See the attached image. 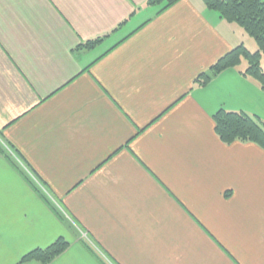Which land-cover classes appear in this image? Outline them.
<instances>
[{
	"label": "crops",
	"instance_id": "0c3cea01",
	"mask_svg": "<svg viewBox=\"0 0 264 264\" xmlns=\"http://www.w3.org/2000/svg\"><path fill=\"white\" fill-rule=\"evenodd\" d=\"M162 7L0 0V264L58 238L47 264H264V148L213 119L264 120V87L245 60L195 81L252 40L203 0Z\"/></svg>",
	"mask_w": 264,
	"mask_h": 264
},
{
	"label": "trees",
	"instance_id": "16d2710c",
	"mask_svg": "<svg viewBox=\"0 0 264 264\" xmlns=\"http://www.w3.org/2000/svg\"><path fill=\"white\" fill-rule=\"evenodd\" d=\"M147 1L149 4H162L163 7H167L178 0ZM203 2L207 8L217 12L227 22L238 24L254 39L257 49L251 51L243 44L235 46L219 57L208 70L201 72L195 81L205 84L223 70L237 67L242 60H245L247 65L243 74L257 80L264 87V67L260 63L264 53V0H203ZM97 41L89 40L80 46L89 48ZM213 119L215 132L224 143L240 140L253 142L264 148V120L259 116L243 111L220 109L214 113ZM6 157L22 174H25L18 164H15L9 156ZM23 176L27 178V175ZM67 247L68 242L63 238H58L45 248H35L29 251L22 257L21 262L35 260L41 264H47Z\"/></svg>",
	"mask_w": 264,
	"mask_h": 264
},
{
	"label": "rangeland",
	"instance_id": "374dc122",
	"mask_svg": "<svg viewBox=\"0 0 264 264\" xmlns=\"http://www.w3.org/2000/svg\"><path fill=\"white\" fill-rule=\"evenodd\" d=\"M248 36V35H247ZM248 38L250 39V40H252V43H253V46L252 47H249V49L251 50V51H254V50H256L257 49V45H256V42L250 37V36H248ZM246 45H250V44H248V43H246ZM262 61H261V64H263L264 65V55L262 56ZM244 64H246V62L245 61H242V64L240 65L241 67L244 65Z\"/></svg>",
	"mask_w": 264,
	"mask_h": 264
},
{
	"label": "built area",
	"instance_id": "2783aa9c",
	"mask_svg": "<svg viewBox=\"0 0 264 264\" xmlns=\"http://www.w3.org/2000/svg\"><path fill=\"white\" fill-rule=\"evenodd\" d=\"M82 235H83V237H85V238H86V234H85V233H83Z\"/></svg>",
	"mask_w": 264,
	"mask_h": 264
}]
</instances>
